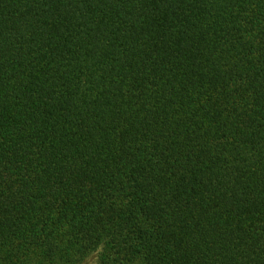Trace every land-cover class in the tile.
<instances>
[{
    "label": "trees",
    "instance_id": "obj_1",
    "mask_svg": "<svg viewBox=\"0 0 264 264\" xmlns=\"http://www.w3.org/2000/svg\"><path fill=\"white\" fill-rule=\"evenodd\" d=\"M0 264H264V0H0Z\"/></svg>",
    "mask_w": 264,
    "mask_h": 264
}]
</instances>
